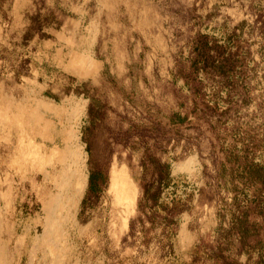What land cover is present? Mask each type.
Segmentation results:
<instances>
[{"label": "rangeland", "instance_id": "1", "mask_svg": "<svg viewBox=\"0 0 264 264\" xmlns=\"http://www.w3.org/2000/svg\"><path fill=\"white\" fill-rule=\"evenodd\" d=\"M0 264H264V0H0Z\"/></svg>", "mask_w": 264, "mask_h": 264}, {"label": "trees", "instance_id": "2", "mask_svg": "<svg viewBox=\"0 0 264 264\" xmlns=\"http://www.w3.org/2000/svg\"><path fill=\"white\" fill-rule=\"evenodd\" d=\"M218 47V46H217ZM203 48H207V43L203 44ZM222 52H220L219 56L216 57V60L211 58L208 53H202L199 57L200 59L195 61L194 63L198 64L201 63L203 64L202 69L206 68H211V69H216L215 71H219L222 68L225 67L227 59L224 58L222 55ZM244 231H247L246 229H243Z\"/></svg>", "mask_w": 264, "mask_h": 264}, {"label": "bare ground", "instance_id": "3", "mask_svg": "<svg viewBox=\"0 0 264 264\" xmlns=\"http://www.w3.org/2000/svg\"><path fill=\"white\" fill-rule=\"evenodd\" d=\"M59 158V157H58ZM61 159V158H60ZM115 174V173H114ZM124 178V177H123ZM59 179L61 180V185H59V189H58V193H59V197H60V200H59V208H62V206H66L67 204H68V202H69V200L67 201V199L65 198V196H66V194H68L69 193V191H70V187L68 188L67 187V178H65V179H63V178H61L60 176H59ZM114 179V178H113ZM114 181H115V179L113 180V183H114ZM120 182V181H119ZM114 185V184H113ZM116 185V184H115ZM117 191V190H116ZM71 192V191H70ZM68 197H71V199L73 198L72 196H71V194L68 196ZM70 199V201H73L72 203H77V202H74V198H73V200H71ZM64 200L66 201V202H64ZM70 203V202H69ZM70 208V207H69Z\"/></svg>", "mask_w": 264, "mask_h": 264}]
</instances>
